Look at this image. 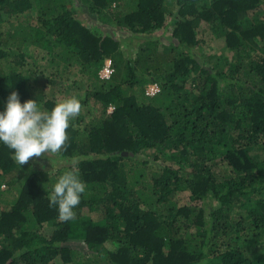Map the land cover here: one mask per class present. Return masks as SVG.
Wrapping results in <instances>:
<instances>
[{
	"label": "trees",
	"instance_id": "trees-1",
	"mask_svg": "<svg viewBox=\"0 0 264 264\" xmlns=\"http://www.w3.org/2000/svg\"><path fill=\"white\" fill-rule=\"evenodd\" d=\"M78 1L136 40L121 80L99 75L106 58L119 66L120 41L85 25L74 0H0V23L30 11L14 44L0 35V113L12 91L24 103L44 84L23 46L75 64L82 103L98 108L70 121L55 171L21 167L0 142V182L16 189L0 213V264H264V0ZM170 20V39L142 36ZM204 34L231 57L203 55ZM73 166L86 191L61 222L48 196Z\"/></svg>",
	"mask_w": 264,
	"mask_h": 264
},
{
	"label": "rangeland",
	"instance_id": "rangeland-1",
	"mask_svg": "<svg viewBox=\"0 0 264 264\" xmlns=\"http://www.w3.org/2000/svg\"><path fill=\"white\" fill-rule=\"evenodd\" d=\"M74 8L76 10L77 17L88 27H90L93 31H99L103 32L105 35H109L113 37L114 39H118L120 41V51L122 53V56H118L116 59L117 65L119 66H113V63L111 62L110 58H106L104 60L103 67L101 68L99 75L102 79H109L112 74L114 75L115 81L121 80V77H123L124 70L123 66L126 61L127 54H130L131 58H135L136 54L139 51V48L137 47V42L135 39L131 41H124V38L130 37L129 32H123L116 30L111 24H108L107 22L100 21L98 19V16L96 14H90L85 7L80 5V2L78 0H74ZM27 12L24 17L23 16H13V15H2L3 21L0 23V35H2L5 40L8 42V45H12L15 43L17 37H12L14 35L19 36V34H25L27 33L25 26L23 25L25 20L28 19ZM257 15L263 16V13H258ZM23 22V23H22ZM26 22V21H25ZM168 24L166 25L165 29H161L159 31H156L155 33L151 34H143V37H151V36H161L165 38V40L170 39L169 37L173 30V20L167 21ZM166 22V23H167ZM10 35V36H8ZM32 34L29 33L27 36L30 37ZM141 35V34H140ZM204 42L201 43V47L203 50V55L212 57V58H219L225 55L226 57H231L232 51L225 50V42L224 38L221 37H214L209 38V35H203ZM27 44V42H25ZM166 44V41H162V45ZM23 46L24 50H31L32 56L35 58L28 57L27 60L32 62L33 60L36 61V66L40 70V81L41 83L44 82V84L41 85L40 88L42 89H33L30 91V94L26 98V101L29 99H35L38 106L42 107L43 109H46L45 107V101L47 99L54 100L56 103L69 98V97H76L82 105L81 113L79 117H82L83 121H89L92 114L98 111V108H96L94 105H85L82 103V100L84 98V87H83V76L78 72L77 68L75 67V64L73 66H62L61 64L59 66L51 65L48 61V55L44 54V52H38L37 49L32 51V46H29V48ZM163 51V48H161ZM56 68L59 69L58 72H56ZM117 68V69H116ZM61 73V75H60ZM62 73L64 75H62ZM104 74V76H103ZM105 75H109L108 78H105ZM63 76V77H62ZM66 77L67 79H64ZM40 86V85H39ZM148 84L145 86V90L147 88ZM44 87V88H43ZM146 94V93H145ZM23 104V103H21ZM112 108L110 107L109 110ZM29 164H31L36 169H39L40 171L44 172H51L55 171L59 166L64 165L66 162L64 159H61L58 154H51L46 153L45 155H42L40 157H33L28 161ZM25 165V164H24ZM24 165H20L21 167H24ZM0 182V213L3 210H6L9 208L10 202L13 199L14 195L16 194V189L12 190L13 188L11 186L7 185V180H3ZM12 188V189H10ZM14 191V192H13ZM177 201L179 205L189 204V196L186 191L177 192ZM44 232H48L50 230L49 227L44 228ZM73 243L75 247L79 249H85L82 244H80L77 241H74ZM82 246V247H81ZM83 264H91L84 262Z\"/></svg>",
	"mask_w": 264,
	"mask_h": 264
},
{
	"label": "clouds",
	"instance_id": "clouds-1",
	"mask_svg": "<svg viewBox=\"0 0 264 264\" xmlns=\"http://www.w3.org/2000/svg\"><path fill=\"white\" fill-rule=\"evenodd\" d=\"M82 105L76 97L56 103L51 110L38 106L35 99L20 103L18 93L12 91L5 111L0 113V142L13 150L19 165L46 153L59 154L66 150L70 121L81 113ZM86 184L79 177L78 167L59 176L48 196L49 207L56 206L61 222L75 220L74 209L79 205Z\"/></svg>",
	"mask_w": 264,
	"mask_h": 264
},
{
	"label": "built area",
	"instance_id": "built-area-1",
	"mask_svg": "<svg viewBox=\"0 0 264 264\" xmlns=\"http://www.w3.org/2000/svg\"><path fill=\"white\" fill-rule=\"evenodd\" d=\"M104 76V74H103ZM109 75H105V78H108ZM158 86L156 84H148L147 88H146V95L152 96L154 95L156 92H158Z\"/></svg>",
	"mask_w": 264,
	"mask_h": 264
},
{
	"label": "water",
	"instance_id": "water-1",
	"mask_svg": "<svg viewBox=\"0 0 264 264\" xmlns=\"http://www.w3.org/2000/svg\"><path fill=\"white\" fill-rule=\"evenodd\" d=\"M126 153L125 152H123V155H125Z\"/></svg>",
	"mask_w": 264,
	"mask_h": 264
}]
</instances>
